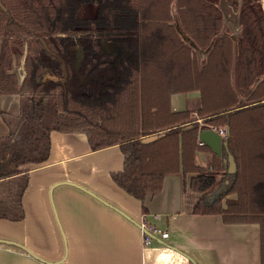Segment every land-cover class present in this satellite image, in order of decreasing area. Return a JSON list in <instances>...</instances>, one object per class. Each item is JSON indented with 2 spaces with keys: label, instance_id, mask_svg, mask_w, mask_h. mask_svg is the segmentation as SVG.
Returning <instances> with one entry per match:
<instances>
[{
  "label": "trees",
  "instance_id": "obj_1",
  "mask_svg": "<svg viewBox=\"0 0 264 264\" xmlns=\"http://www.w3.org/2000/svg\"><path fill=\"white\" fill-rule=\"evenodd\" d=\"M216 1L0 0V94L22 99V132L38 155L23 163L47 160L41 124L50 114L56 130L85 134L94 150L119 145L124 168L113 178L142 201L162 190L167 174L195 173L189 187L202 196L193 212L258 223L264 264V0ZM227 22L240 29L235 39ZM104 38L118 41L120 57L103 52ZM192 91L201 108L173 113L171 96ZM212 126L228 128L234 173L221 160L225 149L219 156L198 143ZM198 151L212 154L211 167L196 163ZM19 157L15 149L0 161V179L22 171ZM24 187L14 194L15 217L23 216Z\"/></svg>",
  "mask_w": 264,
  "mask_h": 264
},
{
  "label": "crops",
  "instance_id": "obj_2",
  "mask_svg": "<svg viewBox=\"0 0 264 264\" xmlns=\"http://www.w3.org/2000/svg\"><path fill=\"white\" fill-rule=\"evenodd\" d=\"M114 40L103 41V49L120 57L123 51ZM72 54L78 68L82 47ZM14 72L22 76L18 66ZM85 78L80 76L82 82ZM170 101L173 113L202 106L199 91L173 94ZM22 110L19 95L0 94V143L23 124ZM46 128L47 160L24 163L21 172L8 177L13 186L20 177L19 188L25 184L23 216L15 217L20 206L0 204L8 214L0 217V238L7 240L0 241V264H262L258 223H226L221 214L193 212L202 196L189 187L197 174H167L162 190L142 201L113 178L124 168L119 145L94 150L83 133L60 132L55 122ZM224 149L221 160L230 172L229 151L223 147L219 156ZM195 159L204 167L213 161L203 151ZM143 216L168 230L169 238L146 245L139 226Z\"/></svg>",
  "mask_w": 264,
  "mask_h": 264
},
{
  "label": "rangeland",
  "instance_id": "obj_3",
  "mask_svg": "<svg viewBox=\"0 0 264 264\" xmlns=\"http://www.w3.org/2000/svg\"><path fill=\"white\" fill-rule=\"evenodd\" d=\"M216 2H217V5L220 6V0H217ZM239 12H240V10L237 9L236 13H239ZM226 25L229 28V34L232 35L233 39H235L239 35L240 29H236V30L233 29L229 22H227ZM108 40L105 39L104 41H106V43H107ZM33 103L35 104V102H33ZM35 105L37 106V103ZM37 113H38V110L36 112H33V110H30L29 112H27V115L30 116V118H31L32 115H34V114L37 115ZM44 119H45L44 122L41 124V127H43V128L44 127L46 128V126L48 127L49 124L54 122V120L50 116V114L49 115L46 114ZM201 122H202V120H201ZM35 125H36V127H35L36 130L40 132L41 127H39V125H37L36 123H35ZM22 127H23V125H21L18 129L17 128L14 129V135L10 140L8 139L5 142L0 143V161H2L3 158H10L13 155L15 149H17V151L20 153V157H19L18 161L20 162L21 165L24 164L23 161H25L26 159L34 158V157L38 156V155L30 152V150L27 146L28 142H27V139L25 137L24 131L22 132ZM5 145L8 146L7 151H5V147H3ZM16 145H19V146L16 147ZM221 175H222V172L220 171L218 173L217 177H220ZM19 179H20L19 184H15L14 186L10 183L11 179H8V178H5V180L0 182V204L4 205L6 208L8 206H10L8 204L12 205V204L16 203L17 197L14 194H15V192H18L19 186L22 182V177H20ZM226 180L227 181L224 184L223 188H225L229 185L228 182L230 180V177L227 176ZM11 193L13 195H11ZM216 193H218V192H216ZM231 196L235 197L236 195L234 194ZM6 205H8V206H6Z\"/></svg>",
  "mask_w": 264,
  "mask_h": 264
},
{
  "label": "water",
  "instance_id": "obj_4",
  "mask_svg": "<svg viewBox=\"0 0 264 264\" xmlns=\"http://www.w3.org/2000/svg\"><path fill=\"white\" fill-rule=\"evenodd\" d=\"M103 52L106 53V50L103 49ZM159 136H148L143 139V142L148 143L158 139ZM229 132L228 137L224 138L220 133L216 130L210 128L207 130H200L198 139L203 144L208 146L215 154L220 155L221 150L225 147L229 151V144H228ZM229 162H230V172L234 173L237 170V164L235 161L234 155L229 152ZM0 241H5L0 238Z\"/></svg>",
  "mask_w": 264,
  "mask_h": 264
},
{
  "label": "built area",
  "instance_id": "obj_5",
  "mask_svg": "<svg viewBox=\"0 0 264 264\" xmlns=\"http://www.w3.org/2000/svg\"><path fill=\"white\" fill-rule=\"evenodd\" d=\"M211 128L220 133L224 138L228 137L227 127L219 129L215 127ZM139 226L142 231L144 243L146 245L154 243L157 239L167 240L169 238V231L166 230L164 227L160 226L159 224H156L151 221L149 218H147V216L142 217V219L139 221Z\"/></svg>",
  "mask_w": 264,
  "mask_h": 264
},
{
  "label": "flooded vegetation",
  "instance_id": "obj_6",
  "mask_svg": "<svg viewBox=\"0 0 264 264\" xmlns=\"http://www.w3.org/2000/svg\"><path fill=\"white\" fill-rule=\"evenodd\" d=\"M104 41V40H103ZM114 41H116V43L119 45V43H118V41L117 40H114Z\"/></svg>",
  "mask_w": 264,
  "mask_h": 264
}]
</instances>
